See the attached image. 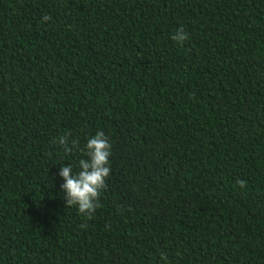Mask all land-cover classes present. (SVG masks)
<instances>
[{
	"label": "trees",
	"instance_id": "trees-1",
	"mask_svg": "<svg viewBox=\"0 0 264 264\" xmlns=\"http://www.w3.org/2000/svg\"><path fill=\"white\" fill-rule=\"evenodd\" d=\"M0 264H264V0H0Z\"/></svg>",
	"mask_w": 264,
	"mask_h": 264
},
{
	"label": "clouds",
	"instance_id": "clouds-1",
	"mask_svg": "<svg viewBox=\"0 0 264 264\" xmlns=\"http://www.w3.org/2000/svg\"><path fill=\"white\" fill-rule=\"evenodd\" d=\"M44 19H48L47 16ZM181 42L187 38L183 29H178L172 37ZM58 143L68 151L70 141L67 136H60ZM85 156L78 162L79 170L74 172L72 165L62 166L59 176L63 179L61 188L66 195V204L75 205L78 211L90 215L97 206V197L100 189L104 186L105 178L110 173L109 157L111 155V144L102 131H97L90 136L85 143ZM243 187V182H239ZM166 261V257L161 256Z\"/></svg>",
	"mask_w": 264,
	"mask_h": 264
}]
</instances>
